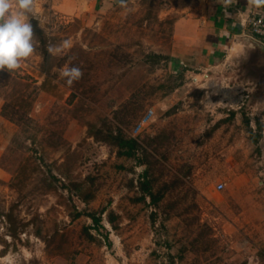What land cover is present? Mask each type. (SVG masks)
<instances>
[{
    "label": "rangeland",
    "instance_id": "obj_1",
    "mask_svg": "<svg viewBox=\"0 0 264 264\" xmlns=\"http://www.w3.org/2000/svg\"><path fill=\"white\" fill-rule=\"evenodd\" d=\"M189 2L31 15L34 54L0 72V264H264V50L174 67ZM66 64L83 71L71 87ZM109 132L143 149L121 155ZM146 168L156 203L141 199Z\"/></svg>",
    "mask_w": 264,
    "mask_h": 264
},
{
    "label": "crops",
    "instance_id": "obj_2",
    "mask_svg": "<svg viewBox=\"0 0 264 264\" xmlns=\"http://www.w3.org/2000/svg\"><path fill=\"white\" fill-rule=\"evenodd\" d=\"M108 1L111 0H37L34 14L46 9H55L66 16L82 15L94 10L98 4L105 5ZM185 5V12L178 16L173 24V45L169 63L174 67L214 66L232 57L262 49L253 44L250 38L263 43L264 38L252 36L243 25L254 9L249 6L247 0H198V4L189 2ZM259 10L264 15V8ZM258 101L264 104V98ZM262 124L264 127L263 121ZM238 181L241 186L251 183L250 179ZM260 182L264 184V181ZM253 203H246L243 212L250 210ZM262 219L264 220V216L260 217V220ZM233 221V226L238 225L235 219ZM248 222L250 223L249 220ZM260 226L262 231L259 234H264V222H261ZM97 263L94 260L76 259L69 264Z\"/></svg>",
    "mask_w": 264,
    "mask_h": 264
},
{
    "label": "clouds",
    "instance_id": "obj_3",
    "mask_svg": "<svg viewBox=\"0 0 264 264\" xmlns=\"http://www.w3.org/2000/svg\"><path fill=\"white\" fill-rule=\"evenodd\" d=\"M249 6L264 8V0H247ZM37 0H0V72L11 73L22 68L23 63L36 50L34 28L30 16L35 12ZM126 11L128 0H116ZM70 47L65 40L61 45H50L49 52H59ZM59 77L71 87L83 77L81 66L66 64L58 70Z\"/></svg>",
    "mask_w": 264,
    "mask_h": 264
},
{
    "label": "trees",
    "instance_id": "obj_4",
    "mask_svg": "<svg viewBox=\"0 0 264 264\" xmlns=\"http://www.w3.org/2000/svg\"><path fill=\"white\" fill-rule=\"evenodd\" d=\"M31 22L35 23V19L31 18ZM263 124L259 123V129L262 130ZM103 139L114 144L118 148V153L126 156H137L139 149H143L140 141L135 137H130L122 132L114 134L113 132H109L106 136H103ZM139 158V157H138ZM140 159V158H139ZM140 161H143L141 159ZM139 187L142 190L141 199L144 200L146 198V194H148L153 202H157L160 199V195L156 194L153 190L152 180L149 178L148 169L143 172L141 179L139 181ZM85 199L89 198V195L84 196ZM80 215L81 212H78ZM95 223H99L100 218L94 214H91Z\"/></svg>",
    "mask_w": 264,
    "mask_h": 264
},
{
    "label": "built area",
    "instance_id": "obj_5",
    "mask_svg": "<svg viewBox=\"0 0 264 264\" xmlns=\"http://www.w3.org/2000/svg\"><path fill=\"white\" fill-rule=\"evenodd\" d=\"M245 27H247L248 31L252 36H258L260 38H264V15L260 13L259 9L254 8L252 10V13L246 20V22L243 24ZM152 112V111H151ZM148 114H146L142 120L139 122L137 128H140L142 125H144L147 121ZM224 183L220 182L217 184V189L221 190L224 188Z\"/></svg>",
    "mask_w": 264,
    "mask_h": 264
},
{
    "label": "water",
    "instance_id": "obj_6",
    "mask_svg": "<svg viewBox=\"0 0 264 264\" xmlns=\"http://www.w3.org/2000/svg\"><path fill=\"white\" fill-rule=\"evenodd\" d=\"M250 38V37H249ZM250 40L252 41L253 44H255L256 46L262 48L264 50V43L261 41H258L254 38H250Z\"/></svg>",
    "mask_w": 264,
    "mask_h": 264
}]
</instances>
